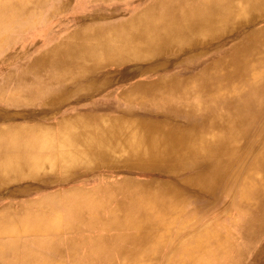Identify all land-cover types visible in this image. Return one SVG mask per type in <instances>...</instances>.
I'll return each instance as SVG.
<instances>
[{
  "label": "bare ground",
  "instance_id": "1",
  "mask_svg": "<svg viewBox=\"0 0 264 264\" xmlns=\"http://www.w3.org/2000/svg\"><path fill=\"white\" fill-rule=\"evenodd\" d=\"M48 2L54 7L46 10L47 14L42 12L38 21L36 12ZM68 4V0H0V44L9 42V35L22 31L28 22H45ZM254 13L258 14L242 19ZM106 19L95 13L81 17L80 26L66 35V41L49 45L24 67L7 74L1 86L11 79L10 89L17 90L8 95L7 103L18 99L17 94L26 105H34L36 100L41 105H58L75 96L77 102H83L88 91L102 92L107 83L118 78L109 69L122 67L116 74L125 81L141 78L120 93L124 102L118 103L119 107L108 106L117 102H107L93 116H82L77 110L73 118L61 119L56 130L44 129V123L0 127V150L17 153L0 155V174L54 161L56 157L49 155L35 158L34 153L43 147L55 148L62 163H89L93 169H112L119 164L126 169L161 167L163 173L173 172L180 178L181 188L125 179L90 190L75 188L70 193L87 198L94 192H116L119 197L113 201L117 210H110L112 218L103 222L108 220L106 224L115 230L141 231L135 233V240L145 245L144 249L149 247V236H155L150 232L168 226L158 215L175 211V203L182 201L183 207L191 204L197 210L209 200L219 201L221 194L239 195L236 207L242 215L234 239L241 238L242 243H232L236 248L233 264H264V26L254 29L264 22V0H151L126 21L104 22ZM229 21L237 24L233 34L240 35V41L226 53L211 54L209 48L219 40V27ZM7 32L6 38L3 33ZM185 57L192 62L173 71L171 65ZM12 59L6 57L0 63ZM50 112L37 115L43 119ZM63 129L66 133L62 135ZM54 131L60 143L52 139L50 144L46 138L52 135L43 133ZM141 171L134 170L137 174ZM260 177L263 180L257 187ZM63 206L75 214L77 204L72 200ZM55 207L49 208V213H54ZM85 208L88 206L76 217ZM12 212L0 214L2 232L12 228L47 231L45 223L24 224L28 212L22 221L14 219ZM122 213L128 216L124 220L120 219ZM82 223L79 219L74 225L77 228ZM93 225L87 223V227ZM186 229L185 223L175 232L178 236ZM132 237L124 238L134 240ZM20 244L15 239L0 249ZM34 244L39 250H56L44 237L36 238ZM107 250H95L93 255L110 257Z\"/></svg>",
  "mask_w": 264,
  "mask_h": 264
},
{
  "label": "rangeland",
  "instance_id": "2",
  "mask_svg": "<svg viewBox=\"0 0 264 264\" xmlns=\"http://www.w3.org/2000/svg\"><path fill=\"white\" fill-rule=\"evenodd\" d=\"M68 1L69 4L65 9L57 10L56 14L45 22L34 23V21H30L18 33H3L6 38L8 37L6 35L10 34L11 40L0 44V62L3 58L10 56L13 59L12 61L0 63V87H2L0 89V127L29 126L36 123H44V129L56 130L61 119L69 116V118H73L72 116L77 110L80 111L82 116H93L107 102L109 104L117 102V104L108 105L114 108L119 105L118 103L123 104L124 98H119L120 93L129 90V86L141 78L133 77L125 81L126 78H119V75L116 74L122 70V67L109 69L107 71L115 73V76L118 78L112 79V82L107 83L106 86L108 87L102 92H96L95 90L88 91L86 94L88 96L83 102H77L78 96H75L58 105L46 103L41 105L36 99L34 105H26L27 102L25 104L22 103L25 100L22 98L23 96L17 94L18 99H15L16 102L8 101L7 103L8 95L15 89H10L12 86L11 79L10 83H4V86H1L5 76L14 71L16 67L18 69L24 67L29 59L42 49L63 41L68 33L80 26L78 19L95 13L107 16L108 19L104 22L126 21L132 15L140 12L151 0ZM52 7H54V4L48 2L39 11L40 13L36 12L35 18L39 21V18L42 17L40 15H43L42 12ZM257 14H249L242 19H248L250 16ZM236 25L235 22L229 21L219 27V40H216V43L209 48L211 54H215L218 51L219 54L226 53L234 44L240 41V35L234 36L233 34V28ZM262 26H264V22L256 25L254 29H259ZM155 60H152V62ZM191 62L192 59L185 57L178 59L175 63L173 62L174 64L171 66H173V71H177V68L182 69ZM78 87L79 84L76 88ZM75 90H70L69 92L74 93L76 92ZM19 98H21L20 101ZM124 107L122 106L121 108ZM50 110L51 112L49 115H46L47 117L42 115L45 116L43 119L37 115L40 111ZM64 115L67 116L62 117ZM104 115L106 116L107 114ZM62 132L59 135L61 133L62 135L65 134L66 130L63 129ZM57 133L54 131L46 135L45 133L43 134L44 136L52 135V137H47L46 139L50 138L48 142L53 144L52 139L60 143V137H58ZM53 135L55 136L53 137ZM67 149H69V152L72 150V148L70 150L68 147ZM4 150L6 149L0 150V155L13 156L16 153ZM34 154H37L35 158L43 157L44 159L48 155V157H52L51 159L56 158L52 162L46 161L44 164H39L31 170L1 173L0 214L5 213L7 210L9 212L13 211V218L18 219L28 212L30 217L24 218L26 219L24 224L32 227L35 222L45 223L47 231L27 232L28 230L22 231L12 228L10 232L4 233L0 229L1 248L3 243L13 242L15 239L20 241V245L31 248L28 250L24 246L17 245L16 248L6 251L0 249V264H233L236 248H234L232 243L235 241L234 233H237L236 224L241 220L242 215L239 214L236 207L239 198H241L239 195L234 198V196L225 197L224 194H221L218 198L219 201L214 202L216 205L209 200V203L199 207L197 210L191 204L183 207L182 201L175 203V211L171 210L169 213L162 212L158 215V219H162L163 223L168 226L164 230L150 232L155 236H149V247L144 249L145 245H139L135 240L137 237L135 233L141 234V231L115 230L106 224L112 218L111 215H113L109 211L117 210L116 202L113 201L119 197L116 192H94L91 195L89 194L90 196L87 198L70 192L75 188H89L88 190H90L93 187L97 188L115 181L118 182L117 180L125 179L131 180L129 182L132 183H168L178 188L182 184L179 177L174 176L173 172L163 173L161 167H151V165L142 168L126 169L119 164V166H115L112 169H106L103 166L93 169L89 163H62L55 148L54 151H50L49 148L43 147ZM134 170L143 171L137 174ZM256 175H259V172ZM259 180L262 181V177L256 181L257 187L261 183ZM83 184L89 185L85 187ZM242 189H244L243 186L240 191ZM245 193L248 192L245 190ZM217 195L215 194L212 197H216ZM248 198L250 197L248 196ZM68 199L77 204L76 211H74L75 214H72L71 211L69 212V208L64 209L63 205ZM29 203L34 204L31 205ZM79 204L81 206H78ZM54 206H56L54 213H49L48 209ZM85 206H88V208H85L81 212L82 215L80 214L79 217H76L82 210V207ZM194 210L196 211L194 212ZM126 217L128 216L123 213L120 214L121 220H124ZM79 219H81V223L85 220L87 221L76 228L74 223L77 224ZM105 219L108 220L104 224L103 220ZM71 220L73 224L69 226L68 221ZM89 222L94 225L87 227V223ZM185 223L187 224V229L185 232H180L177 236L175 231ZM199 225H203V228ZM194 229H198V231L196 230V233L192 232ZM129 235H133L134 238H132L134 240L124 238ZM189 235L194 236L191 238ZM43 237L51 240L56 250H51L49 247H40L39 250V247L35 246L34 241L36 238ZM28 239L31 240L29 241ZM235 243L240 246L242 243L241 238L237 242L235 241ZM119 246L121 248L117 250L116 247ZM171 246L174 249H171ZM98 249L105 251L109 249L110 257L104 256L99 258L94 256L93 251Z\"/></svg>",
  "mask_w": 264,
  "mask_h": 264
}]
</instances>
